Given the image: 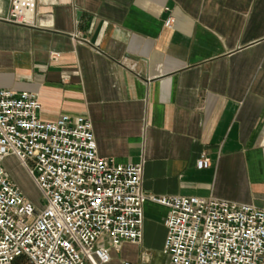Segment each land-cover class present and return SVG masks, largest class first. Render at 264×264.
I'll return each mask as SVG.
<instances>
[{
  "label": "crops",
  "instance_id": "1",
  "mask_svg": "<svg viewBox=\"0 0 264 264\" xmlns=\"http://www.w3.org/2000/svg\"><path fill=\"white\" fill-rule=\"evenodd\" d=\"M32 1L40 26L0 0V90L36 93L44 121L90 119L101 157L143 165L147 195L264 210V0ZM143 209L141 240L107 264H168L167 208Z\"/></svg>",
  "mask_w": 264,
  "mask_h": 264
},
{
  "label": "built area",
  "instance_id": "2",
  "mask_svg": "<svg viewBox=\"0 0 264 264\" xmlns=\"http://www.w3.org/2000/svg\"><path fill=\"white\" fill-rule=\"evenodd\" d=\"M35 16L32 0H12L6 21L40 26ZM39 109L34 92L0 90V264H107L110 248L141 240L147 200L167 208L161 252L168 264H264L263 209L215 197L147 195L143 165L101 157L90 119L44 121ZM9 156L42 193L41 206L3 167ZM209 166L204 154L195 162L199 170Z\"/></svg>",
  "mask_w": 264,
  "mask_h": 264
},
{
  "label": "rangeland",
  "instance_id": "3",
  "mask_svg": "<svg viewBox=\"0 0 264 264\" xmlns=\"http://www.w3.org/2000/svg\"><path fill=\"white\" fill-rule=\"evenodd\" d=\"M12 180H14L23 190V192L36 204H43L42 193L38 190L30 176H28L22 164L17 158L9 156L2 162Z\"/></svg>",
  "mask_w": 264,
  "mask_h": 264
}]
</instances>
